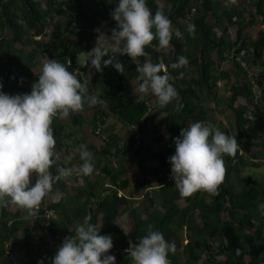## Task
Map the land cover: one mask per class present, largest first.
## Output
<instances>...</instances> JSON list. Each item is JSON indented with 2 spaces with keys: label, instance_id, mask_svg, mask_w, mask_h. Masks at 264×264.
I'll list each match as a JSON object with an SVG mask.
<instances>
[{
  "label": "trees",
  "instance_id": "obj_1",
  "mask_svg": "<svg viewBox=\"0 0 264 264\" xmlns=\"http://www.w3.org/2000/svg\"><path fill=\"white\" fill-rule=\"evenodd\" d=\"M156 1L147 0L148 7L153 13L159 8ZM160 1L167 6L159 9H162L169 16L172 24L184 33L183 37L177 38L173 35L168 54H164L162 49L145 46V51L149 55L141 56L135 61L126 54L112 53L109 50L110 55H115L124 64L125 71L120 73L112 65L104 66L103 64V70L96 71L89 60L85 68L66 64L67 61H71L76 55L88 49L82 47L84 38L80 33L98 22L89 17V10L96 8L95 11L101 13L110 32L116 27V22L111 17L116 0H63L61 2L45 0L43 8L34 0H0V83L3 85V91L9 94L31 91L29 72L25 71L24 63L7 50L4 32L9 31L12 43L21 46L27 43L26 45L33 46V50L27 56L28 60H34L35 56L58 59L78 79L88 82L89 94L97 96L95 104L90 105L85 102L82 111L67 117V122L72 129H80L87 123L83 114L91 109L94 110L91 120L95 124L93 131L98 121L102 122L101 119L111 116L123 127H136L139 132L150 125L152 134H157L156 126H161L162 135H159L156 141L161 142L166 138L159 151L142 144H138L137 149L132 150L134 140L132 136L129 138L128 147L130 151L132 150L131 153L137 156L138 177L131 181V189L127 196L122 193L129 187V182L125 179V171L122 169L125 149L115 144L114 138H111L107 146L114 148L112 154L104 149L100 152L104 156H113L119 160L118 171L113 172L104 166L100 172L109 181L110 188L115 191L110 197L97 200L94 208L90 207V199L81 207L70 208L61 200L50 205L58 214L59 221H53L48 227L45 235L47 243L57 250L65 237L75 235V225L83 222L86 215H90V222L100 228V234H111L113 247L109 253L115 255L116 264H133L132 257L126 250L146 234L148 224H152L155 229L161 231L166 240L175 243V252L169 253L171 264H193L199 260L195 254V243L188 239L180 250V256L185 261L183 263L179 261L178 233L182 229L201 238L200 251L205 253L213 264H264V214L258 208V204L264 202V181L252 178L250 175L239 176L247 168L258 167L250 161V157L247 158V155L250 156L251 148L257 146L249 139V135L257 126H263L264 86L259 95H255L246 72L238 66L233 56L229 58L231 54H237L240 49H245L248 70L260 68L264 74V0L248 1L254 5V12L260 17L261 29L257 32L255 39L244 32L245 19L237 9L227 8L218 12L219 15L214 14L216 8L221 6L219 0ZM232 1L222 0L227 5H230ZM211 15L214 17V23L210 26L206 23V19ZM49 19L54 20L55 26L54 31L46 35L45 29ZM71 22H75L77 28L67 31ZM188 22L196 24L195 36L189 35L185 30ZM230 29H235L234 37L231 36ZM25 30L32 32L31 39L23 38ZM44 35L51 39L50 43L43 41ZM73 36H78V40L70 43L69 40ZM35 37L40 39L34 40ZM151 44H158V40L154 39ZM180 55L188 58L189 65L177 69L171 68V64ZM159 58H162L171 76L177 77L172 80V83L182 98L184 106L180 111L174 109L173 101L165 108H161L157 103L154 113L150 114L152 108L150 103L136 98L132 92V80L138 84L137 64L145 60L156 63ZM103 59H107V55L102 57V61ZM225 62L229 64V69L221 71L220 67ZM35 63L38 64V61ZM33 67L30 65V69ZM181 71L184 72L183 77H179ZM231 76L235 84L229 88L227 108L234 115V125L232 133L224 132L230 136H236L239 148L235 155L225 154L224 156L226 172L217 194L197 191L190 198L183 197L175 189V183L171 178V165L168 161V157L175 151L173 137L178 136L181 128L187 127L188 122L202 120L214 125L210 120V111L202 105V98L204 96L208 101L218 105L214 90L219 82L227 81ZM20 82L25 86H19ZM238 99L244 101V106H234ZM162 112H167V116L160 117ZM157 118L159 121L155 125L153 121ZM65 125L61 117H55L51 124L57 151L64 148L63 140L67 136ZM252 156L254 160H264V150L262 154ZM149 162L152 166L148 165ZM58 167L60 165L57 162L51 166L53 175L57 173ZM232 176L239 178L236 187L230 182ZM149 178L158 184L160 195L157 203L160 210L153 209L150 213L147 211L139 213L133 197L150 186ZM34 180L35 176H33V182ZM55 183L61 186L62 178ZM117 190L121 192L118 193ZM88 195L92 196L90 193ZM182 199L186 202L184 207L178 205ZM154 202L149 200L150 206H154ZM43 204L44 199L40 206ZM11 205L15 207L16 212L9 211ZM20 211L26 213L12 203L0 209V264H15L5 254L4 243L9 241L16 243L17 232L23 231L25 241L20 248L30 249L29 241L36 238L35 230L42 225L41 218L37 217L34 225L30 226L29 218L32 216L26 213L22 218L19 215ZM124 212H128L130 221L127 231L115 225L116 219ZM38 214L35 212V215ZM197 220L200 221V225L196 223ZM65 225L74 227V230L66 235ZM247 231H252L251 236L246 234ZM210 239L218 241L216 249L208 243ZM215 255L221 256L223 260H215ZM26 264L37 263L29 261Z\"/></svg>",
  "mask_w": 264,
  "mask_h": 264
},
{
  "label": "clouds",
  "instance_id": "obj_2",
  "mask_svg": "<svg viewBox=\"0 0 264 264\" xmlns=\"http://www.w3.org/2000/svg\"><path fill=\"white\" fill-rule=\"evenodd\" d=\"M111 17L116 22L111 36L97 28L96 43L86 52L96 71H102L103 64L124 73V64L110 55L109 50L126 54L135 61L149 55L145 46L166 50L173 35L177 38L184 35L162 9L153 13L147 0H116ZM185 30L195 36L196 24L188 22ZM154 39L158 44H151ZM106 55L107 59L102 61ZM188 65V58L180 55L171 68ZM137 72L139 93L153 95L161 108L173 101L176 111L183 108L182 98L172 83L177 77L171 76L164 63L145 60L137 64ZM183 76L181 71L179 77ZM2 88L0 83V209L12 203L33 216L46 196L52 194V199H61V193H53L56 181L73 174L83 177L93 173V153L81 144L78 148L81 163L75 167L60 166L53 175L51 166L60 154L51 124L55 117L67 118L82 111L85 102L95 104L98 98L88 93V82L78 79L58 59L47 58L30 92L9 94ZM159 116L166 117L167 112ZM173 141L175 151L168 161L180 195L189 197L197 191L217 194L226 172L224 156L235 155L239 148L236 136L197 120L181 128ZM71 160L69 154L66 161ZM258 208L264 214V202ZM90 220L91 216L86 215L83 222L75 225V235L64 238L51 264H116L115 255L109 253L113 247L111 234H100V228ZM175 249L174 242L166 240L161 231L148 224L146 234L126 251L133 264H171L169 253ZM37 264H44V259Z\"/></svg>",
  "mask_w": 264,
  "mask_h": 264
},
{
  "label": "rangeland",
  "instance_id": "obj_3",
  "mask_svg": "<svg viewBox=\"0 0 264 264\" xmlns=\"http://www.w3.org/2000/svg\"><path fill=\"white\" fill-rule=\"evenodd\" d=\"M34 1L42 8L45 5V0H34ZM61 1L63 0H56V2H61ZM219 1L221 3V6L216 8L217 11L215 10L214 14L219 15L218 12L227 8L237 9L241 13L243 19H245L246 28L244 32L254 39L257 35V32L261 29V26L259 25L260 17L257 16L254 12V5L250 4V2H248L249 0H233L230 5H227L226 3L222 2V0ZM157 4L159 8H163L167 6L161 1H158ZM95 9L89 10L88 12L89 17L94 21L102 22L105 25L103 16L101 15V13L99 12L97 13ZM17 14L19 15V13ZM213 21H214V17L212 15L206 19V23L210 26L213 25L214 23ZM54 26H55L54 20L49 19L48 26L45 29L46 35H50L54 31ZM105 27H106L105 34L107 36H111V32L109 31L107 25H105ZM83 31H81L80 33L82 36H84ZM31 35L32 32L30 30H25L23 38L31 39L30 38ZM46 35L42 37L43 41L50 43L51 39L46 38ZM231 35L234 37L235 35L234 29L231 30ZM4 37L6 40L7 50L10 53L16 55L21 60V62L24 63L25 71L29 72V80L32 84L33 82H35V79L40 74L42 65L46 62L47 57L35 56L34 60H28L27 56L33 50V46L26 45L27 43H25L23 46L17 43H12L11 33L9 31L4 32ZM77 37L78 36L71 37L69 42L72 43ZM169 49H170L169 47L166 50L162 49V52L164 54H168ZM168 59H170V57H168ZM36 61H38V64L35 63ZM30 65H33L34 67L30 69ZM220 69L228 71V63L222 64ZM252 74H253L252 76L253 82L257 89L255 90L254 93L255 95H259L260 90L264 86V74L260 68H254ZM131 84L133 87L132 92L134 96L138 99H143L148 101L152 106L149 113L150 114L154 113L155 105L157 104L155 97L153 95L139 93L137 91V84L135 83L134 80H132ZM234 84L235 81L233 77L228 79L227 81H223V82L221 81L217 84V87L214 90V95L216 101L218 102V105H215L211 101H208L206 98H204V96L202 98L203 107L210 111L211 122H213L215 126H218L222 131H229L230 133H232L233 131L234 115L227 108V98L229 97V88L231 85ZM234 106L235 107L244 106V101L242 99H238V101L234 104ZM262 108H263V115H262L263 126L260 125L257 126L255 131L249 135V139L257 146L251 148L250 156L247 155V158L250 157V161L255 163L258 167L254 169L247 168L244 171H242L239 176L245 177L247 175H250L252 178H256L257 180L263 182L264 160L257 161L254 160L253 159L254 156H252L254 154H262L264 150V145H263L264 144V103L262 105ZM84 117L86 118L87 123L84 125V127L77 130L72 129V127L67 122V118H61V120H63V123L64 121L66 123L65 134L67 136L63 140L64 148L58 151L60 155L59 158L57 159V163L60 166H65V167L77 166L79 163H81L78 148L79 145L84 144L93 153V163L95 165L93 173L88 176L81 177L78 174H73L70 177H63L61 186L56 183L54 184L53 193L55 192L61 193L62 195L60 200L63 201L65 204H67V206L70 208L81 207L89 199H96L97 201L105 197H110L111 193L115 191L110 188L109 181L105 179L104 175L100 172L101 168L104 166L113 172L118 171L119 160L113 156L112 157L104 156L103 153L100 152L101 149H104V151H108L109 153L112 154L114 148L112 146L110 147L107 146L111 138H114L115 144H119L124 147L123 149H125L123 152L125 156L123 157L124 161L122 163V169L125 171V179L129 182V187L128 189L126 188V190L122 193L126 196L130 192L131 181L135 177H138V172L136 168L137 156L133 155L131 153L132 150L130 151L128 147L129 138L135 135L137 137L138 144L149 146L155 151H159V149L163 146V143L166 140L165 138L164 141L161 142L156 141V138L159 135H162L163 130L161 126H156L157 134H152L150 125L145 127L142 132H139L136 127L130 130L129 128L123 127L119 122L115 120V118L111 116H107L106 118L101 119L102 122L98 121L96 123L100 125L102 134L106 138V141H102L98 136L93 135L92 132L93 128L95 127V124H93L91 121L93 117L92 110L90 109L86 111L84 113ZM158 121L159 118L155 119L153 123L155 124ZM190 123L191 122H188L187 126ZM130 132L132 133V135L130 134ZM69 154H72V160L66 161V157ZM148 165L152 166V163L149 162ZM238 179H239L238 177L232 176L230 178V182L236 187L238 184ZM149 180H150V186L146 190L140 191L138 194H135V196L133 197L135 207L137 208L139 213H143V211H147L148 213H150L152 212L153 209L160 210V207L158 206L157 203L158 197L160 195L158 184L155 180L151 178H149ZM175 189H177V187H175ZM117 192L120 193L121 191L117 190ZM89 193L92 194V196L89 197L88 195ZM149 200L155 201L154 206H150ZM58 201L52 199V194H50L47 197V203L49 205L56 204ZM178 205L184 207L186 205V202L184 201V199H182L181 201L178 202ZM10 209L13 210V207H10ZM54 221L55 222L59 221L57 213ZM196 223L200 225L199 220H197ZM115 225L119 229L123 231H127V229L130 227L128 212H124L121 216H119L115 221ZM71 230H74V227L65 225L66 235ZM246 234L251 236L252 231H247ZM178 238L180 243L178 258L180 262L183 263L185 261V259L180 256L181 247H183L186 241L190 239L193 241V243H195L194 244L195 254L199 257V260L195 261L193 264H213L209 261L207 255L200 251L201 238L199 236H196V234L190 231L182 229L178 233ZM17 240L19 242H22L23 236L21 233L17 235ZM208 243L212 245L213 248L215 249L218 246V241L216 240L210 239L208 240ZM30 247H31L30 249L23 250L22 248L17 247L15 244H10L9 246L10 255H8V257L15 264H26L29 261H33L37 263V261L41 260L42 258L44 259V264H51V258L55 255L56 249L54 248V246L52 245L50 246L47 243V238L44 234L41 233V231L39 232V234H37L35 239H32ZM215 260L222 261L223 259L221 256L215 255Z\"/></svg>",
  "mask_w": 264,
  "mask_h": 264
},
{
  "label": "built area",
  "instance_id": "obj_4",
  "mask_svg": "<svg viewBox=\"0 0 264 264\" xmlns=\"http://www.w3.org/2000/svg\"><path fill=\"white\" fill-rule=\"evenodd\" d=\"M76 28H77L76 23L75 22H71L69 24L68 28H67V31H70V30H73V29H76ZM97 28H99L101 32H104V33L106 32V27H105V25L102 22L95 23L92 27H87L86 29H84V31H83L84 40L82 42V47L83 48H88V49L86 51L82 52L81 54L76 55L71 61H67L66 64L68 66L73 65V66H76L78 68H85L86 67L87 62H88L87 53L86 52L89 51L96 43V37H97L98 33L95 30ZM39 38L40 37H35L34 40H39ZM77 40H78V37L73 42H76ZM231 56H233L234 61L238 64V66L244 72H246V76H247V78L250 81V84H251V86L253 88V92H255V90H257V89H256V87L254 85V82H253V77H252L253 76V74H252L253 70L249 71L248 67H247V63H246V57H247L246 50L245 49H240L237 54H234V55L231 54L229 58H231ZM158 62H162V60L159 58ZM248 115H249V118H250V113L249 112H248ZM129 129L131 130L132 128H129ZM93 134L95 136H98L102 141H106V138L102 134V131L100 129V125L99 124H96V128L94 129ZM130 134L132 135L131 132H130ZM133 138H134L135 141H134V144L132 146V150H136L137 147H138V140H137V137L135 135L133 136ZM57 171H58V168H57ZM47 197L48 196H46L44 198V204L42 206L39 205V207L35 211V212H37L39 214L32 216V219H36L37 217L41 218L42 225H41L40 231L44 235H46L48 227L55 220V211L47 203ZM95 202H96V199H90V207L91 208H94ZM3 250H4L6 255H10L9 254L8 245L6 243H4V245H3Z\"/></svg>",
  "mask_w": 264,
  "mask_h": 264
},
{
  "label": "crops",
  "instance_id": "obj_5",
  "mask_svg": "<svg viewBox=\"0 0 264 264\" xmlns=\"http://www.w3.org/2000/svg\"><path fill=\"white\" fill-rule=\"evenodd\" d=\"M158 1H160V0H157V1H156V5H157V6H158V4H157ZM161 2H162V1H161ZM231 30H232V29H230V34H231ZM234 30H235V29H234ZM231 36H232V35H231ZM232 37H233V36H232ZM252 39H253V38H252ZM254 39H255V38H254ZM225 63H227V62H225ZM223 64H224V63H223ZM228 69H229V64H228ZM221 71H227V70H223V69H221ZM13 72H14V70H13ZM13 72H12V74H13ZM230 78H232V77H230ZM19 86L24 87L25 84L22 83V82H20V83H19ZM21 93H23V92H21ZM21 93H18V94H21ZM26 93H27V92H26ZM92 112H94V110H92ZM83 115H84V114H83ZM83 127H84V126H83ZM10 207H13V210H11ZM10 207H9V211H10L11 213L16 212L14 206L11 205ZM19 215H20V217L23 218V217H25L26 213H23V212L20 211V212H19ZM35 220H36V219H32V217L29 218V224H30V226H33V225H34ZM40 228H41V227H39V228L37 227V228H36L35 231H36L37 234H39V232H40ZM20 233H21L22 236H23V240H22V242H19L18 240H17L16 243H15V242H12V241L6 242V244L8 245V249H9L10 244H15L17 247L20 248V245H22V244L24 243L25 238H24L23 231H19V232H17V234H16V239H17V235L20 234ZM31 242H32V240L29 241L30 244H31ZM3 245H4V244H3Z\"/></svg>",
  "mask_w": 264,
  "mask_h": 264
}]
</instances>
